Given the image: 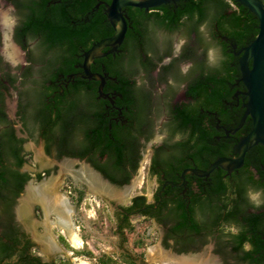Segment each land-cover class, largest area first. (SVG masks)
I'll return each instance as SVG.
<instances>
[{
  "label": "flooded vegetation",
  "instance_id": "flooded-vegetation-1",
  "mask_svg": "<svg viewBox=\"0 0 264 264\" xmlns=\"http://www.w3.org/2000/svg\"><path fill=\"white\" fill-rule=\"evenodd\" d=\"M183 1H170L148 10L123 8L127 30L122 44L113 52L111 47L100 48L98 57L89 64L91 76H87L83 70L85 53L108 38L78 46V52L70 56L65 52V45L50 47L39 30L36 33L26 29L32 13L37 16L43 10L50 18L52 7L65 5L68 8L74 0H0V7L5 8V13L0 15V264H16L28 246V254L38 257L42 263L59 264L56 260H45L35 254L34 250L40 246L46 248V240L57 248L54 253L47 252L50 256L65 253L64 250L71 248L62 231L43 227L38 220L34 229H43V236H35L31 232L33 227H28L25 221L34 217L44 219L39 204L31 205L23 216L17 212L29 184L55 180L52 174L56 169L61 170L64 163L71 165L76 172L75 179L90 191L88 185L79 180L78 171L82 167L102 183L115 188H128L134 180L141 181L143 170L148 177L154 178L155 188L150 197L133 189L128 196L121 197L125 205L114 207L117 213L116 235L124 236L122 231L130 230V219L138 215L159 229L160 245L169 256L208 257L216 264H255L244 260V254L252 250L251 242L256 240L255 237H260L264 244V222L256 234L246 233L241 250L235 251L233 242L244 230L245 214H264V146L249 143L239 168L218 167L208 176L196 175L193 170L205 172L219 159H237L245 148L243 142L253 129V120L246 115L248 97L242 82L240 61L244 49L258 35L259 22L255 15L247 14L237 25L228 21L219 25L211 18L204 22L183 18L175 30L160 25L166 19L165 12L170 9L175 12ZM111 2L98 0L85 15L78 18L67 15V21L71 26L78 21L89 24L95 17L93 13L103 9L106 18L102 23L108 22L114 35L118 24L111 22L107 15ZM232 29L239 34L231 35ZM127 34L131 35L129 43H126ZM123 50L139 52L131 59L130 53ZM109 56L113 59L122 57L123 68L131 72L135 93L131 115L127 109L124 108V112L123 108L115 106L116 94L105 92L108 80L116 82V78L106 73L105 64L100 62ZM66 59L69 61L66 66L75 72L64 77L62 73L57 74V70ZM202 75L215 76L220 81V96L212 98L206 108L202 105L207 100L201 95ZM99 77L104 81L102 94L99 92ZM77 79L87 90L97 87L95 104L102 111L103 122L105 117L113 114L109 118V128L113 122L118 129L131 130L136 136L139 160L134 172L131 164L127 166L130 179L126 185H113L92 165L91 161L106 164L107 156L99 157L97 153L87 151L90 143H86L85 133L91 129L90 121L75 126L74 117L67 115L72 103L83 96L71 94ZM213 87L209 83L206 92L210 93ZM89 109L85 101H80L77 114L89 117L92 112ZM184 111L191 114V119L185 128H181L178 117ZM57 113L63 116L61 121H56ZM202 117V127H197L201 125ZM200 128L205 130L211 156L218 151L222 153L213 162L202 156L195 159L187 157L178 147L188 141L192 130ZM189 144L194 145V140ZM145 151L146 167L143 165ZM38 152L40 161L35 158ZM80 153L85 154L80 157ZM132 158L136 159L135 154ZM19 159H22L20 165ZM31 160L35 161L34 167H26ZM201 164L208 167L200 169ZM217 170L224 172L220 178L226 184L220 201L216 193ZM153 171L157 173L153 174ZM70 172L73 173L72 169L67 174ZM123 178L119 176L118 179ZM56 182L57 191L62 193ZM65 196L72 206L69 196ZM234 199L238 201V217L236 221H228L225 215L232 209ZM221 201H227L228 206L219 209ZM73 217L74 213L71 224L75 228ZM179 220L183 224L178 230ZM184 223L195 224L196 231H190ZM124 255L137 264L128 250L123 251L120 257ZM254 256L259 259V264H264V251Z\"/></svg>",
  "mask_w": 264,
  "mask_h": 264
},
{
  "label": "trees",
  "instance_id": "trees-1",
  "mask_svg": "<svg viewBox=\"0 0 264 264\" xmlns=\"http://www.w3.org/2000/svg\"><path fill=\"white\" fill-rule=\"evenodd\" d=\"M98 0H74L70 7L66 8L57 6L52 7L50 18L46 16L49 15L41 10L37 16H34V13L31 14L30 21L26 22V29L34 31L36 33H41L46 37L50 43V47L53 46H66L65 52L70 56H74L78 52V46H86V43H92L94 41H99L105 38H109L113 35V31L109 26L108 22L102 23L106 18V15L103 14V9L93 13L95 16L89 22L85 24L82 21H78L74 26H71L66 16L73 15L78 18L79 16L85 15L89 12ZM44 3V1H43ZM136 14H142L137 12ZM166 19L160 25L166 27L169 30H175L180 26V21L183 18L189 20H196L197 22H204L206 19L211 18L215 22L222 25L224 22L228 21L231 25H237L241 22V19L245 15H253L248 9L243 6L238 5L233 0H184L179 4L178 9L174 12L170 9L168 12H165ZM34 27V28H33ZM41 27V29H40ZM239 34L236 30H231V35L236 36ZM131 40V35L127 34L126 43H129ZM130 53L131 59L134 58L135 54L139 51L137 50H123ZM66 56L68 57V55ZM68 58H71V57ZM63 61V66L57 70L58 73H62L64 77H67L72 72H75L74 69L66 66L69 61ZM100 62H103L106 66V73L109 77L116 78V82L112 80L107 81V88L105 89L106 93L116 94L115 106L127 109L128 115L133 114V109L135 107V93L134 88L130 80L131 72L123 68L122 57L117 56L115 59L112 56L102 59ZM120 67V68H119ZM99 82H97L98 85ZM201 83V95L206 97V101L203 102V106H207L210 103V100L214 97H219L221 94L220 90V81L215 76L202 75L200 79ZM209 83L214 85L210 93L206 92ZM84 91V92H82ZM71 94L75 96H82V98L76 99L72 106L68 109L67 115L74 117V125L78 123H87L90 121L89 128L90 131L85 133L86 143H90V148L87 150L89 152L97 153L99 157L107 156V162L104 165H99L94 161H91L92 165L102 172L105 178L118 187L128 184L130 179V174H128L127 166L132 165V172L137 168V162L139 157L137 156L138 148L136 146V136L131 133V130L118 129L117 126L112 122L111 127L109 128L108 122L110 117H105L103 122L102 111L98 108V104H95V97L98 95L97 87H91V90L85 89L81 80L77 79V85L72 86ZM77 97V98H78ZM80 101H85L91 109L92 112L84 118V114H77L78 103ZM105 104H108L107 101H104ZM206 108V107H205ZM116 114V112H114ZM92 115V119L90 116ZM140 116V114H138ZM180 117V118H179ZM178 117L179 126L185 128L188 121L191 119V114L186 111L182 112ZM63 116L56 114V121H61ZM193 120V119H192ZM203 117L201 119V125L197 127H202ZM53 124V122H51ZM54 124L56 122L54 121ZM65 125V122L63 123ZM76 126V125H75ZM196 134V135H195ZM194 140V145H190L189 141ZM206 133L203 128L200 130H192L187 142L180 144L178 147L181 148V151L187 155V157L196 158L199 156L206 157L213 162L218 158L222 153L218 151L216 155L211 156L209 143L206 141ZM96 149L93 150V148ZM193 150V152H190ZM85 151V152H87ZM75 154V153H74ZM85 153H80V157H83ZM132 154H135L136 159L132 158ZM17 156V154H16ZM22 163V159H19L18 164ZM207 164H201L200 169H206ZM179 168V167H178ZM177 168V169H178ZM258 168V167H257ZM180 171V169H179ZM157 173L153 171V174ZM224 172L217 170L216 174L218 175L216 193L219 201L221 196L225 193L226 184L221 181V176ZM124 177L119 180L118 178ZM222 206L219 209L226 208L228 206L227 201H221ZM238 201L234 199L232 201V209L228 211L225 215V219L228 221H236L238 217ZM220 216V213H219ZM180 219L182 218L179 216ZM264 222V214H245L243 217L244 230L236 237L233 242V249L239 251L242 248V244L246 241V233L256 234L260 231V225ZM183 223L179 220L177 229L181 228ZM184 226L190 231H196L195 224L184 223ZM179 227V228H178ZM255 241L251 242L253 248L250 252H246L244 255V260H249L251 263L259 264V259L255 258L254 255L264 251V244L261 242L260 237H255ZM138 247L144 246V241L142 239H137ZM67 248L68 245H66ZM136 248V247H135ZM29 246L26 247V250L23 254L19 256L18 262L16 264H56V263H42L38 257H32L28 254ZM79 254L84 255L87 258L95 259V264H136L135 261L129 256H121L119 259H115L107 254H101L99 257H94V255L89 251H81ZM142 257V254H141ZM60 264V262H59Z\"/></svg>",
  "mask_w": 264,
  "mask_h": 264
},
{
  "label": "rangeland",
  "instance_id": "rangeland-1",
  "mask_svg": "<svg viewBox=\"0 0 264 264\" xmlns=\"http://www.w3.org/2000/svg\"><path fill=\"white\" fill-rule=\"evenodd\" d=\"M4 13L5 8L0 7V15ZM146 160L147 152L145 151L143 163ZM34 165L35 161L31 160L27 163L26 167L33 168ZM143 165L146 167V163ZM71 169L73 173L71 174L70 172L69 175L67 172L65 173L60 169H56L52 176L58 181L60 191L70 198L74 213L73 223L76 227L74 228L73 226L70 231L71 234L68 235L60 226L55 224L54 218H51V222L54 224L49 226V229L52 227V229L58 228L59 231H62L71 248L64 250L65 253L50 256V254L45 252V247L40 246V249L34 250L35 254L45 260H56L60 264H95V259L87 258L79 254V252L85 250L91 252L94 257L107 254L115 259H119L123 251L128 250L136 258L137 264H156L148 258L147 251L153 246H158L162 249L159 229L155 225L143 221L142 217L137 215L130 219V230L126 232L122 231L124 236L116 235L114 230L116 229L117 213H115L114 207L120 204L125 205V201L122 198H104L90 191L84 183L75 179L74 174L76 172L73 168ZM74 169L77 170L78 168L75 167ZM143 172L141 181L140 179L137 182L134 180L129 187L135 185L134 189L138 193L142 192L150 197L155 188V180L148 177L145 170ZM105 184L107 187L109 186L107 183ZM108 188L116 194H122L127 190L125 187L115 188L109 186ZM37 220L42 222L43 227L45 226V220L40 217L27 219L25 223L28 227H33L34 229ZM31 232L35 236H43L44 234L43 229L39 228L31 230ZM138 238L144 241L143 247H138Z\"/></svg>",
  "mask_w": 264,
  "mask_h": 264
},
{
  "label": "water",
  "instance_id": "water-1",
  "mask_svg": "<svg viewBox=\"0 0 264 264\" xmlns=\"http://www.w3.org/2000/svg\"><path fill=\"white\" fill-rule=\"evenodd\" d=\"M170 1L175 0H112L111 4L107 7V15L111 22L117 23L118 26L115 28V34L111 38L102 40L85 53L83 70L86 75L91 76L89 64L94 58L98 57L100 48L111 47V52H113L122 44L127 30L126 21L122 14L123 8L136 7L148 10ZM233 1L248 9L256 16L259 22L258 35L255 40L244 49V55L240 61L242 82L247 89L246 96L248 97L246 115L251 116L253 120V129L243 142L245 148L239 158L219 159L205 172L193 170V173L199 176H208L218 167L224 169L239 168L242 165L243 155L249 143L251 145L262 144L264 146V0ZM249 61H251V66H249ZM99 79L101 80L99 92L102 94L101 87L104 81L101 77H99Z\"/></svg>",
  "mask_w": 264,
  "mask_h": 264
},
{
  "label": "bare ground",
  "instance_id": "bare-ground-1",
  "mask_svg": "<svg viewBox=\"0 0 264 264\" xmlns=\"http://www.w3.org/2000/svg\"><path fill=\"white\" fill-rule=\"evenodd\" d=\"M6 50H8V47H6ZM9 56H12V54ZM35 158L37 161H40L41 154L38 152ZM70 169L71 165L68 163H64L61 166L62 172H69ZM78 172L80 174L79 180L84 181L92 191L110 198H125L134 189L135 186L133 185L127 188V190L122 194H116L86 168L82 167ZM57 188L58 184L56 180L52 179L43 181L38 185L30 183L26 189L24 196L19 201L20 204L17 212L19 216H23L28 213L31 205L37 203L42 207L45 226L48 227L53 224L51 222V218L54 217L55 224L60 226V228H62L63 231L69 235L71 234L70 231L72 230L71 228L73 225L71 224L73 209L68 203V198L64 194L58 192ZM45 245H47L45 248L46 252L54 253L57 251V248L52 245L49 240L45 241ZM147 252L148 258L154 261L156 264H216L208 257L175 258L169 256L158 246L149 248Z\"/></svg>",
  "mask_w": 264,
  "mask_h": 264
},
{
  "label": "clouds",
  "instance_id": "clouds-1",
  "mask_svg": "<svg viewBox=\"0 0 264 264\" xmlns=\"http://www.w3.org/2000/svg\"><path fill=\"white\" fill-rule=\"evenodd\" d=\"M257 206H259V201H257Z\"/></svg>",
  "mask_w": 264,
  "mask_h": 264
}]
</instances>
